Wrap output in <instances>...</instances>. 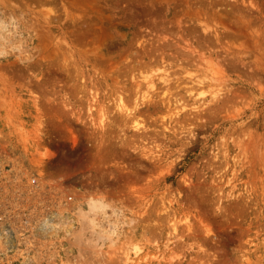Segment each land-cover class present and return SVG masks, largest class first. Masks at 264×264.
<instances>
[{"label":"rangeland","instance_id":"374dc122","mask_svg":"<svg viewBox=\"0 0 264 264\" xmlns=\"http://www.w3.org/2000/svg\"><path fill=\"white\" fill-rule=\"evenodd\" d=\"M0 19V264H264V0Z\"/></svg>","mask_w":264,"mask_h":264},{"label":"clouds","instance_id":"9594fccd","mask_svg":"<svg viewBox=\"0 0 264 264\" xmlns=\"http://www.w3.org/2000/svg\"><path fill=\"white\" fill-rule=\"evenodd\" d=\"M6 23H7V21H5L3 19H0V25H4ZM12 25H13V27H18L19 26L17 24V22H15V21L12 22ZM12 54H16L17 56H20V57H23V56L27 55V53L20 47H17L15 49L0 47V58L6 57V56H9V55H12ZM44 224H45V226H49V227L53 226V225H51L50 221L47 218H45Z\"/></svg>","mask_w":264,"mask_h":264},{"label":"bare ground","instance_id":"6f19581e","mask_svg":"<svg viewBox=\"0 0 264 264\" xmlns=\"http://www.w3.org/2000/svg\"><path fill=\"white\" fill-rule=\"evenodd\" d=\"M161 80H162V83L163 82H167V80H169V78L167 77V76H162L161 77ZM194 82H196L195 84H198V83H201L202 82V79H196V80H193ZM147 92V91H146ZM145 94H143V98H145ZM118 103H117V108H119L120 110H124L123 112H125V113H127L128 114V112H126L127 111V108L128 107H126V103L122 100V98L121 97H119L118 98ZM144 101V100H143ZM118 109V110H119ZM119 110V111H120ZM130 110V109H129ZM99 206V205H98ZM100 206H102L101 204H100ZM103 206H106V204L105 205H103ZM95 207V206H94ZM94 221V220H93ZM51 223V225H53V226H51V227H49V226H45V224H44V226H43V228H42V230L43 231H45V230H47V229H52V227H54V228H56V226H55V224L54 223H52V222H50ZM92 223V222H91ZM97 223V222H96ZM95 223V221H94V224L96 225V227H97V224ZM91 227H94L93 225H91ZM95 228V227H94Z\"/></svg>","mask_w":264,"mask_h":264}]
</instances>
